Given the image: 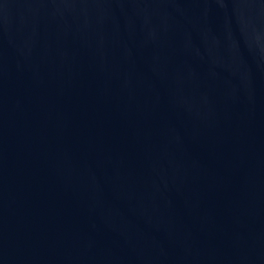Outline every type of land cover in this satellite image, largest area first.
Returning <instances> with one entry per match:
<instances>
[{
    "label": "water",
    "instance_id": "obj_1",
    "mask_svg": "<svg viewBox=\"0 0 264 264\" xmlns=\"http://www.w3.org/2000/svg\"><path fill=\"white\" fill-rule=\"evenodd\" d=\"M0 264H264V0H0Z\"/></svg>",
    "mask_w": 264,
    "mask_h": 264
}]
</instances>
